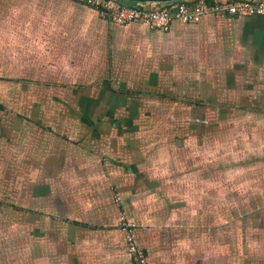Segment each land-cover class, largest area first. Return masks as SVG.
Instances as JSON below:
<instances>
[{
	"label": "crops",
	"instance_id": "1",
	"mask_svg": "<svg viewBox=\"0 0 264 264\" xmlns=\"http://www.w3.org/2000/svg\"><path fill=\"white\" fill-rule=\"evenodd\" d=\"M123 216L149 264H264V16L0 0V264H135Z\"/></svg>",
	"mask_w": 264,
	"mask_h": 264
},
{
	"label": "built area",
	"instance_id": "2",
	"mask_svg": "<svg viewBox=\"0 0 264 264\" xmlns=\"http://www.w3.org/2000/svg\"><path fill=\"white\" fill-rule=\"evenodd\" d=\"M97 11L110 24L127 26L134 23L152 31L170 32L174 24L196 25L210 15L229 17L264 16V0H184L152 8L148 5L127 6L119 0H74ZM126 234L129 252L135 264H149L148 255L139 245L136 224L123 216L120 225Z\"/></svg>",
	"mask_w": 264,
	"mask_h": 264
},
{
	"label": "water",
	"instance_id": "3",
	"mask_svg": "<svg viewBox=\"0 0 264 264\" xmlns=\"http://www.w3.org/2000/svg\"><path fill=\"white\" fill-rule=\"evenodd\" d=\"M126 3H132L136 5H146V4H169V3H178L184 0H119Z\"/></svg>",
	"mask_w": 264,
	"mask_h": 264
},
{
	"label": "trees",
	"instance_id": "4",
	"mask_svg": "<svg viewBox=\"0 0 264 264\" xmlns=\"http://www.w3.org/2000/svg\"><path fill=\"white\" fill-rule=\"evenodd\" d=\"M123 3V2H122ZM123 4H125V3H123ZM125 5H127V6H136L135 4H132V3H130V4H125Z\"/></svg>",
	"mask_w": 264,
	"mask_h": 264
},
{
	"label": "rangeland",
	"instance_id": "5",
	"mask_svg": "<svg viewBox=\"0 0 264 264\" xmlns=\"http://www.w3.org/2000/svg\"><path fill=\"white\" fill-rule=\"evenodd\" d=\"M192 115H193V113H192ZM210 115H211V114H210ZM210 115H208V116H210ZM211 117H214V116L211 115Z\"/></svg>",
	"mask_w": 264,
	"mask_h": 264
}]
</instances>
